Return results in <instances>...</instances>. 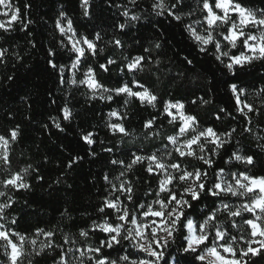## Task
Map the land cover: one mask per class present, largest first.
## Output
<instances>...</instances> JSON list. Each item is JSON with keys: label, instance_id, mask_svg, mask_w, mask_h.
<instances>
[{"label": "snow or ice", "instance_id": "obj_1", "mask_svg": "<svg viewBox=\"0 0 264 264\" xmlns=\"http://www.w3.org/2000/svg\"><path fill=\"white\" fill-rule=\"evenodd\" d=\"M129 3L133 8L139 7V0L112 5L121 8V14L126 18L115 25L122 32L132 22L141 19L128 8ZM29 7L24 5L25 10ZM80 7L83 15L89 17L91 0H80ZM0 8L3 9L0 16L7 18L0 19V31L4 33L11 31L15 23L25 31L32 23L23 18L21 8L13 0H0ZM149 10L157 17L167 16L180 24L200 53L211 51L233 76L246 64L264 61V8L249 7L243 0H195L194 3L188 0H152L149 9L144 11ZM55 27L61 37L66 38L61 39L60 46L71 53L68 64H59L55 60L57 52L52 48L47 52V63L58 71L61 84L86 86L89 99L111 102L115 96L124 95L153 108L160 104L157 114L142 124V128L147 130L145 137L153 140L159 137L157 128L161 126L158 123L161 115L175 127V131L164 137L154 151L144 152L139 147H129L121 154L125 158H110L109 164L119 169V175L103 174L108 195L102 197L97 206V217L87 227L79 228L76 234H64L63 243L54 242L57 233L53 230L37 228L28 237L14 227L0 223V249L6 264H25V261L34 264L35 257L47 255L49 250L55 253L52 264H168L166 257L171 253L167 250L173 245L177 254L175 264H264V176L249 175L247 167L237 171L229 167L233 162L253 166L255 156L237 149L223 161V166H216L220 151L231 144L233 135L247 137L254 134L258 124H253V116L264 117V88L256 93L260 99L257 106L248 102L246 89L231 83L229 88L235 98V111L242 118L243 125L218 131L213 126H202L197 115L185 110L182 101H164L145 82L135 78L139 73L151 72L150 65L161 64L160 59L152 56L153 49L162 48L160 42H153L152 48L144 47L142 55L125 57L127 63L120 71L131 73L133 79L110 88L96 78L95 69L88 63L89 57L103 51V48H98L103 40L101 32L94 31L91 38L80 34L64 11L59 12ZM107 43L114 48L124 47L116 36ZM238 45L241 50L232 54ZM8 59L9 50L0 47V65L6 66ZM15 59L22 60L23 57L16 53ZM184 62L188 65L193 63L187 56ZM116 63L115 59L108 58L98 67L108 72ZM82 67L85 70L77 79ZM66 72L71 73L67 78ZM7 79L11 81L14 77L8 75ZM242 96L245 98L241 99ZM197 101L210 103L203 97H197L190 103ZM127 103L125 100L124 104ZM61 112L63 120L71 119L68 102L62 106ZM225 116L236 119L233 113L221 108L215 120H222ZM108 117L106 127L114 136H120L121 144L134 134V130L126 127V112L114 109ZM50 119L57 129L64 131L56 118ZM19 135V125L10 129L7 136L0 135V170L3 171L0 178V221L9 219L6 210L16 202L10 192L30 189L31 184L25 176L30 171L38 172L32 165L13 169L12 146ZM95 135L88 132L81 138L92 146L97 143ZM255 136L264 141L259 132ZM258 147L264 150V144H258ZM103 151L112 154L113 147H105ZM92 154H96L94 150ZM80 159L82 157H73L66 166L71 169ZM137 166L142 167L148 177L143 181L147 188L142 195H137L136 184L140 177L133 171ZM38 178L43 180L42 176ZM153 179L155 187L151 183ZM233 199L240 203H233ZM61 218L72 219L68 208L63 210ZM16 223V219H10L11 225ZM98 234L102 238L97 239ZM41 236L45 240L38 244ZM90 240L95 242L89 243ZM113 252L116 253L115 258Z\"/></svg>", "mask_w": 264, "mask_h": 264}, {"label": "trees", "instance_id": "obj_2", "mask_svg": "<svg viewBox=\"0 0 264 264\" xmlns=\"http://www.w3.org/2000/svg\"><path fill=\"white\" fill-rule=\"evenodd\" d=\"M13 2L21 8L23 18L31 20L32 23L26 31L19 23H15L13 29L7 33L0 31V47L9 50L6 66L0 65V135L7 136L10 129L19 125V138L12 146L13 169L19 170L32 165L38 172L30 171L25 176L26 181L31 184L30 189L10 192L16 202L11 209L6 210L9 219L0 222L7 227H14L28 237L37 228L49 229L56 231L54 242L60 244L63 243L64 234H76L79 228L87 227L97 217V206L102 197L108 195L107 186L102 179L103 174L119 175V169L111 166L109 159L116 156L125 158L121 154L129 147H139L144 152L154 151L164 137L175 131V127L161 115L158 121L161 126L157 128L159 137L155 140L145 137L147 130L142 128V124L157 114L160 104L153 108L124 95L115 96L111 102L89 99L86 86L60 83L58 71L47 63V52L50 48L57 52L55 60L59 64L70 62L71 53L60 46L61 39L66 38H62L55 27L60 11L67 13L80 34L91 38L94 31L101 32L103 40L98 48H103V51L97 56L89 57L88 63L95 69L96 78L107 87H116L133 79L131 73L120 71L127 63L125 57L142 55L144 47L152 48L153 42H160L162 48L153 49L152 56L160 59L161 64L150 65L151 72L139 73L135 78L145 82L164 101H182L185 110L197 115L202 126H213L218 131H224L230 127H238V124L243 125L242 118L235 111V98L229 88L231 83L246 89L248 102L260 105L256 93L264 88V61L256 60L252 64H246L233 76L215 59L211 51L208 54L200 53L180 24L171 21L167 16L157 17L150 10L144 11L149 9L152 0H139L138 8L128 4V8L140 15L141 19L132 22L123 32L116 29L115 25L124 22L126 18L122 16L121 8L112 5L123 4L127 0H91L89 17L83 15L80 0ZM188 2L194 3L195 0ZM243 2L249 7L264 8V0ZM25 4L30 5L27 10L24 8ZM113 36L121 39L123 49L114 48L107 43ZM240 50L238 45L237 49L232 50V54H238ZM16 53L23 59L16 60ZM185 56L193 61L192 65L184 62ZM108 58L115 59L117 63L111 65L108 72H104L98 65L106 63ZM84 70L83 67L80 69L77 79L81 78ZM8 75H13L14 79L8 80ZM70 75V72L65 73L66 78ZM197 97H203L210 103H190ZM125 100H128L126 105ZM66 102L72 111L70 120L62 119L61 108ZM221 108L233 113L236 119L225 116L222 120H215V115ZM114 109L127 113L126 127L134 130V134L125 138L123 144L120 143V136H114L106 127L108 113ZM51 117L56 118L64 131L55 127ZM261 121H264V117L253 116V124H258L253 135H233L231 144L220 151L217 167L223 166V161L233 151L240 149L253 154L255 164L245 166L233 162L229 167L233 171L247 167L249 175L264 176V150L258 147L264 141L255 136L256 132L264 136V131H259L264 129ZM88 132L96 134L94 138L97 143L92 146L87 145L81 138ZM105 147H113V153L103 151ZM93 150L95 155L92 154ZM73 157L82 159L69 169L66 165ZM191 163L195 164L196 161ZM133 171L135 176L140 177L136 184L137 195H142L147 188V184L143 183L148 179L147 174L139 166ZM2 176L3 171L0 170V178ZM38 176H42L43 180ZM151 183L155 187L154 179ZM233 203L238 204L240 201L233 199ZM199 207L203 208V205ZM65 208L70 210L71 220L61 218ZM13 218L17 221L15 225L10 224V219ZM96 238L102 236L98 234ZM44 240V237H39L38 244ZM80 243H84L82 238ZM179 243L178 238L177 244ZM174 248L175 245L167 250L171 253L166 257L168 264H175L177 254L173 251ZM54 255L49 250L47 255L35 257L34 264H52ZM112 255L115 258L116 253L113 252ZM0 262L6 264L2 249Z\"/></svg>", "mask_w": 264, "mask_h": 264}, {"label": "rangeland", "instance_id": "obj_3", "mask_svg": "<svg viewBox=\"0 0 264 264\" xmlns=\"http://www.w3.org/2000/svg\"><path fill=\"white\" fill-rule=\"evenodd\" d=\"M3 11V9L2 8H0V12H2ZM0 19H7L6 17H3V16H0ZM78 74V73H77ZM112 120L113 121H115V118H112ZM1 223V222H0Z\"/></svg>", "mask_w": 264, "mask_h": 264}]
</instances>
